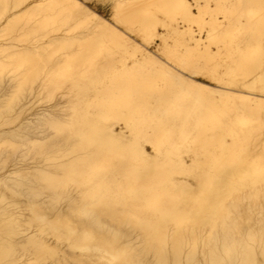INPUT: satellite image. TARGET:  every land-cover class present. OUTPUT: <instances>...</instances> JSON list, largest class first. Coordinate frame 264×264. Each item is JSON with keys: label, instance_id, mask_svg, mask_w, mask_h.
Listing matches in <instances>:
<instances>
[{"label": "snow or ice", "instance_id": "snow-or-ice-1", "mask_svg": "<svg viewBox=\"0 0 264 264\" xmlns=\"http://www.w3.org/2000/svg\"><path fill=\"white\" fill-rule=\"evenodd\" d=\"M64 7L0 34V264H264V0Z\"/></svg>", "mask_w": 264, "mask_h": 264}, {"label": "bare ground", "instance_id": "bare-ground-1", "mask_svg": "<svg viewBox=\"0 0 264 264\" xmlns=\"http://www.w3.org/2000/svg\"><path fill=\"white\" fill-rule=\"evenodd\" d=\"M89 0H85L88 2ZM5 2L16 5V4H24L28 7L23 9H14L12 12L9 13V19L8 20H0V34L4 33L5 31V25L8 24L9 20L13 19L17 15H21L24 12L28 11V8H30L35 3H41V2H53L65 5L66 7L60 9L56 15L61 16L64 18L65 21L73 18V9L70 7L75 0H5ZM109 2L113 5V9H111V12L114 10L115 5L118 4H133L140 2V0H109ZM127 15L134 16L135 10L134 9H124L123 10ZM111 14V13H110ZM137 30L140 28L139 21L136 22ZM73 28H79L81 31L79 34L81 37H84L85 34L88 32V24L86 20H79L76 24L73 25ZM60 35H63V33H58ZM129 40L132 39V36L129 35ZM98 40L100 42H103L105 44V50L107 51L109 48L112 49L116 54H118L119 57H126L127 59H132V56H134L135 52L132 50V55H128L129 48L128 46L118 38H113L110 35L106 36L103 33L100 37H98ZM139 82L140 84L144 85L145 87L151 88L153 84H158V87H156L155 91L158 96L167 98L174 90V85L171 84V82L168 80V77L163 70V68H158L155 66H146L139 69L135 74H130L129 76L125 77L124 81H118L117 82V88L121 87L122 83L125 84H136ZM127 164L132 168H137L142 166L140 161L137 159L136 156L129 154V158L127 160Z\"/></svg>", "mask_w": 264, "mask_h": 264}, {"label": "rangeland", "instance_id": "rangeland-1", "mask_svg": "<svg viewBox=\"0 0 264 264\" xmlns=\"http://www.w3.org/2000/svg\"><path fill=\"white\" fill-rule=\"evenodd\" d=\"M91 2H92V0H89V1L86 2V3L88 4V3H91ZM109 12L111 13V9L109 10ZM79 30L81 31V29H79ZM80 31H79V32H80Z\"/></svg>", "mask_w": 264, "mask_h": 264}]
</instances>
